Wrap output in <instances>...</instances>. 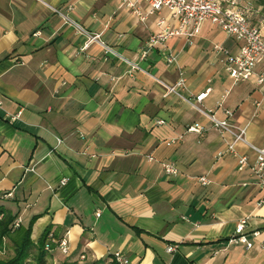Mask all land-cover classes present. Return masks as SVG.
Wrapping results in <instances>:
<instances>
[{"label": "crops", "instance_id": "1", "mask_svg": "<svg viewBox=\"0 0 264 264\" xmlns=\"http://www.w3.org/2000/svg\"><path fill=\"white\" fill-rule=\"evenodd\" d=\"M63 17L117 56L85 47ZM167 18L163 11L140 22L124 0H0V207L31 227L34 244L48 233L49 264H110L116 252L130 264H264V176L253 171L250 148L264 145L256 83L264 62L234 83L213 47L233 57L241 43L208 22L192 39L151 48L158 19L173 24ZM251 23L264 37V19ZM124 60L140 70L128 75ZM180 78L183 98L209 90L196 106L245 129L247 143L228 153L233 137L157 82ZM162 163L178 175H165ZM241 222L250 249L233 242Z\"/></svg>", "mask_w": 264, "mask_h": 264}, {"label": "built area", "instance_id": "2", "mask_svg": "<svg viewBox=\"0 0 264 264\" xmlns=\"http://www.w3.org/2000/svg\"><path fill=\"white\" fill-rule=\"evenodd\" d=\"M138 2L145 3L147 11L143 12L137 5ZM135 2L124 0L125 6L131 10L132 14L140 21L144 22L148 17L159 14L166 11L168 18L173 22L172 25L166 24L165 20L158 19L157 26L159 32L152 35L148 40V45L152 48L155 46L163 45L165 41L174 36H182L187 39H192L200 34L201 27L204 23H210L213 26L220 28L228 38H233L241 46L236 56H227V53L221 46L215 45L213 51L223 53L226 55L224 61V70L228 77L234 83L245 82L255 75L256 68L261 62H264V37L261 34L260 29L253 25L244 10H241L236 0H137ZM54 12H56L54 10ZM66 24L74 27L78 34L86 38L85 47L91 43L99 44L107 53L114 54L107 45L100 41L99 35H93L87 32L85 29L74 23L67 17H63ZM37 35V34H35ZM146 56V52H143L140 56V60H143ZM166 63L171 64L174 60L172 57L167 56ZM124 63L128 66L127 74H133L135 71H139L138 64L136 62L124 60ZM256 83L262 88L261 101L264 103V71L256 75ZM158 84L164 89L165 95H177L181 98L180 91L184 89V79L180 78L174 85H166L163 82L157 81ZM209 90L202 92L201 94L194 96L192 101L185 99L197 112L203 114L211 122L212 127L221 135L229 134L233 137V142L227 146L226 151L234 154V146L236 143H244L245 129H235L227 121L216 120L210 112H204L196 104H200L201 101L207 97ZM1 105V104H0ZM259 106V104H258ZM232 113L226 112L228 117ZM19 113L8 116V121L13 122L19 118ZM163 122H158L162 124ZM200 128L191 127L187 129V132L199 134ZM175 143V140L166 142L167 146H171ZM251 150L255 153L256 160L253 171L259 177L264 176V145L261 147L250 146ZM125 155V154H124ZM220 155H222L220 153ZM219 155V156H220ZM151 158L149 157L148 160ZM152 160V159H151ZM239 169L247 165V159L241 157L238 160ZM162 171L167 176H176L179 171L173 163H162ZM198 182L206 186L209 181L205 177H200ZM5 196H0L3 199ZM19 220L14 221L13 227H19ZM236 234L238 237L233 239V242L245 245L246 249L252 248V244L247 241L243 236L244 222L237 224ZM257 235V234H254ZM57 247L61 254L67 255L69 252L68 243L65 238L58 241ZM47 250V248L45 249ZM168 253L175 250L174 247L169 246ZM110 264H130L127 257H124L121 253L116 252L113 254L112 262Z\"/></svg>", "mask_w": 264, "mask_h": 264}, {"label": "trees", "instance_id": "3", "mask_svg": "<svg viewBox=\"0 0 264 264\" xmlns=\"http://www.w3.org/2000/svg\"><path fill=\"white\" fill-rule=\"evenodd\" d=\"M2 200V199H0ZM14 218L0 207V253L6 248V241L12 248L13 256L0 260V264H49L45 244L48 233L34 244L31 241V227H13Z\"/></svg>", "mask_w": 264, "mask_h": 264}, {"label": "rangeland", "instance_id": "4", "mask_svg": "<svg viewBox=\"0 0 264 264\" xmlns=\"http://www.w3.org/2000/svg\"><path fill=\"white\" fill-rule=\"evenodd\" d=\"M238 7L248 14H252L251 22L264 19V0H236ZM13 256L12 248L6 241V248L0 253V260H7Z\"/></svg>", "mask_w": 264, "mask_h": 264}]
</instances>
